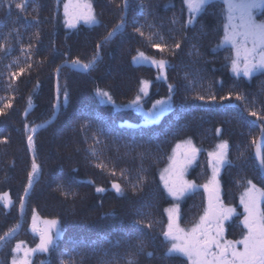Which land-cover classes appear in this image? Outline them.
<instances>
[{
  "label": "trees",
  "instance_id": "trees-1",
  "mask_svg": "<svg viewBox=\"0 0 264 264\" xmlns=\"http://www.w3.org/2000/svg\"><path fill=\"white\" fill-rule=\"evenodd\" d=\"M89 1L99 23L67 27L61 0H0V194L12 202H0V264H9L15 242L33 243L27 227L34 214L58 221L60 233L32 264H189L167 253L169 199L158 172L172 145L190 139L201 150L190 177L202 183L207 150L227 142L230 163L219 176L227 202L235 203L249 180L264 189L255 154L264 143V118L250 114L264 117V73H231L233 52L221 46V0H210L192 23L184 0ZM139 53L165 61L164 77L135 63ZM144 81V107L170 98L168 110L147 125L130 106ZM33 159L39 174L29 187ZM192 195L199 196L196 214L204 196Z\"/></svg>",
  "mask_w": 264,
  "mask_h": 264
},
{
  "label": "snow or ice",
  "instance_id": "snow-or-ice-1",
  "mask_svg": "<svg viewBox=\"0 0 264 264\" xmlns=\"http://www.w3.org/2000/svg\"><path fill=\"white\" fill-rule=\"evenodd\" d=\"M192 12H202L210 3V0H184ZM226 23L224 24V42L231 45L234 52V57L231 61L232 71L237 75L243 74L245 77H250L254 72L264 71V20H257L255 12L264 10V0H222ZM127 6V5H125ZM16 7L24 10L26 5L24 3H17ZM64 15L66 23L69 27H75L73 20H83L87 24L99 23L97 20L92 5L88 0H68L64 5ZM189 23H192L189 20ZM121 25L114 29L113 32L108 34V38L112 37ZM143 35L139 28L136 29ZM99 48V45L97 46ZM162 52L163 48L156 45ZM179 47V44L176 45ZM143 59H148L144 53H139ZM135 59V58H134ZM94 62V61H93ZM158 68L165 67V61H152ZM79 64V61L74 62ZM84 70L91 67L90 64L81 66ZM25 70L19 69L18 73L13 74V78L22 74ZM144 87L141 91H145L148 85L147 81L143 82ZM98 94L111 97L107 92L99 91ZM67 95V94H65ZM204 99V97H200ZM215 99V97H211ZM221 99H224L223 97ZM237 100L242 99L237 95ZM139 97H137V101ZM161 106L160 111H163L164 101H158ZM12 105L6 103L5 108H10ZM3 109L0 108V115H3ZM252 116L258 119L264 118L258 116L257 112L252 111ZM150 117L158 115V113H149ZM33 132L36 129H32ZM219 131V130H217ZM264 131V130H262ZM28 146L33 147V137L28 136ZM264 143L257 146V157L261 168H264ZM227 142H222L217 145L215 152L209 153L210 164L212 165L213 175L208 183L203 185L207 193L208 206L204 211V215L200 217L199 223L195 224L190 230H186L179 226V208L174 206L172 209L167 210L169 213L168 231L164 233L166 239H169L171 248L169 254H180L187 257L189 264H264V189L257 188L251 180L247 181L249 187L240 197V203L244 208V218L241 221L243 228L246 230L243 238L240 240H225L223 238L224 222L230 220L235 216L236 209L227 207L219 195V181L216 177L219 174V169L225 164H229L227 159ZM199 149L191 144V141L186 142V146L177 144L173 156L170 157L172 164L170 168L165 169L167 177L161 175V180L164 181V186L174 199H179L186 193L196 191L200 186L192 181L184 179V173L187 167L195 160L196 153ZM95 155V152L92 153ZM101 167L102 165H97ZM39 174V165L36 164L35 159L32 163V171L29 173L28 185L32 186L34 179ZM115 174V173H113ZM112 187L118 194H122L123 190L119 184L114 183ZM27 191V189L25 190ZM97 192H102L104 189L97 188ZM0 202H3L5 207L11 205V200L8 198L7 193L0 195ZM23 207V204L21 205ZM36 217L33 216L32 231L39 233L40 242L34 249H23L22 243H17L13 249L14 253L23 252L19 258L12 259L11 264H31L30 257L36 252L47 253L55 244V236L59 235L57 231L53 234V229L57 227V221H45L44 228H37ZM19 227V226H17ZM16 229H13L14 233ZM9 235V234H6ZM5 241V237H0V243ZM141 243V250L143 242ZM240 245L242 247H237ZM128 264H134V261L129 260Z\"/></svg>",
  "mask_w": 264,
  "mask_h": 264
},
{
  "label": "rangeland",
  "instance_id": "rangeland-1",
  "mask_svg": "<svg viewBox=\"0 0 264 264\" xmlns=\"http://www.w3.org/2000/svg\"><path fill=\"white\" fill-rule=\"evenodd\" d=\"M220 1V0H219ZM222 1V0H221ZM68 2V0H61V3H60V13H61V16H62V18H63V21H64V23H65V25L67 26V27H69L68 26V24L66 23V17H65V15H64V5H65V3H67ZM88 2L90 3V1L88 0ZM92 5V4H91ZM187 6V5H186ZM187 11H188V13H189V15H188V20H193L198 14H199V12H192V11H190V9L188 8V6H187ZM261 12H262V10H259V11H256L255 12V16H256V19L257 20H263L262 18H260V15H261ZM224 20H225V23H226V19H225V17H224ZM73 23H75V26L76 25H78V24H81V23H85L83 20H73L72 21ZM224 23V24H225ZM223 31H224V28H223ZM222 45H225V46H229L230 48H231V45L230 44H227V43H225L224 42V34H223V36H222V40H221V46ZM231 52H233V49L231 48ZM145 57H147L148 59H143V58H141L140 56H139V54H137L136 55V57H135V59H134V62L135 63H141V64H145V65H150V66H152L153 68H155L159 73H158V76H160V77H164L163 76V71H164V68L163 69H160V68H158L155 64H153L152 63V61L153 60H155V59H153V58H151L150 56H146V55H144ZM233 57H234V52H233V55H232V58H231V60H230V71H231V73H233L234 74V72L232 71V66H231V61H232V59H233ZM155 61H157V60H155ZM159 61V60H158ZM264 73V71H258V72H254L252 75H256V73ZM236 74V73H235ZM239 75H242V73L241 74H239ZM251 75V76H252ZM243 77H245L244 75H243ZM144 87V84H142L141 85V87L140 88H143ZM149 83H148V85H147V88H146V90L145 91H140V96H138L139 97V100L137 101V97L136 98H134V100L130 103V106H132L133 107V109L134 110H136L137 112H139L140 113V116H141V121H147L148 122V124H149V122L150 121H156V119H158L159 117H160V115L163 113V112H165V111H167L168 110V108H169V105H170V98L169 97H162V96H159L158 98H156V99H152V100H150L149 101V103H148V105L146 106V107H144V105H143V100L145 99V97L148 95V92H149ZM158 101H164L165 102V104L163 105V111H160V108H161V106L160 105H158L157 104V102ZM149 113H158V115H156V116H153V117H150L148 114ZM142 125H147V124H142ZM187 141H191V144L193 145V146H195V148L196 149H199V151H198V153H196V158H195V160L187 167V169H186V171H185V173H184V179H186V180H188V181H192V182H194V180L190 177V171H191V169L195 166V163H196V160H197V158L199 157V155H200V153H201V150H200V148H198L194 143H193V141L192 140H190V139H183V140H177L173 145H172V148H171V150H170V155H169V157H168V159H167V161L165 162L166 164L162 167V169H160V171L158 172V179H159V182H160V185H162V187L164 188V191H165V193L167 194V196H169L171 199H172V201H174V198L171 196V195H169L168 194V191H167V189L165 188V186H164V181H162L161 180V175L163 174V175H165V177H167V173H165V169H168V168H170V166H171V164H172V161L170 160V157H172L173 156V153H174V150L176 149V145L177 144H182V145H184V146H186V142ZM222 142H219V143H217L216 145H215V147L213 148V149H211V150H207V152H206V157H207V161H208V172H209V174H208V176H207V178H206V180L204 181V182H202V183H195L196 185H198V186H200L196 191H198V190H200V191H205L204 190V188L202 187L203 185H205V184H207L208 183V181H209V179L212 177V175H213V169H212V165L210 164V157H209V153H211V152H215L216 150H217V145H219V144H221ZM259 161V160H258ZM221 169H222V167L219 169V174H218V176L216 177V179L219 181V175H220V173H221ZM254 184V183H253ZM247 187H249V185H247L246 187H244L241 191H240V194H239V199H238V203H239V205H241L242 206V209H243V212H244V208H243V205L240 203V197H241V195L245 192V190H246V188ZM257 188H260L259 186H257ZM260 189H263L262 187L260 188ZM195 191V192H196ZM219 191H220V182H219ZM6 192H3L2 194H0V195H3V194H5ZM7 196H8V194H7ZM183 196H185V195H183ZM181 198V197H180ZM174 207V206H173ZM173 207H171V206H169V207H167L166 208V216L168 217V223H169V213H168V211L167 210H169V209H172ZM35 215V217L37 218L36 219V226H37V228H44L46 225L44 224V222L45 221H52V220H54V219H50V218H46V219H44V218H41V217H39L37 214H34ZM33 215V216H34ZM33 216L30 218V220H29V224H28V227H27V229H28V231H29V233H30V235L33 237V243H29V242H27V241H20V242H23L22 243V248L23 249H34V248H36V246L39 244V242H40V239H39V233H36V232H33L32 231V226H33ZM56 221V220H55ZM58 231V221H57V227L55 228V229H53V234L55 235V233ZM59 232V231H58ZM60 233V232H59ZM59 236V235H58ZM58 236H55V240H56V238H58ZM242 239V238H241ZM240 240V239H239ZM20 242H15V244H14V246H13V248L11 249V252H10V257H9V264H11V262H12V259L14 258V256L15 257H17V258H19L20 256H22L23 255V252H20V253H14L13 252V249L16 247V245H17V243H20ZM170 243H172L171 241H170ZM240 245H237V247H239ZM240 247H242V246H240ZM40 254H43V253H40V252H36L35 254H33L31 257H30V261H31V264L33 263V261H34V259L36 258V256L37 255H40ZM187 258V257H186Z\"/></svg>",
  "mask_w": 264,
  "mask_h": 264
},
{
  "label": "flooded vegetation",
  "instance_id": "flooded-vegetation-1",
  "mask_svg": "<svg viewBox=\"0 0 264 264\" xmlns=\"http://www.w3.org/2000/svg\"><path fill=\"white\" fill-rule=\"evenodd\" d=\"M188 15H189V13H188ZM230 60L228 62L229 63V69H230ZM235 75L243 77V74L242 75L235 74ZM194 192L186 193L185 196H182L178 200L174 199V201H172V199L168 196L169 200H168L167 204L164 205V212H165L166 222H165V226H164L165 230L163 232V238L165 240H166V238L164 236V233L166 231H168V217L166 216V211H165L167 207H169V206H171V207L178 206V208H179V220H178V223H179V226L181 228H184L186 230H190L195 224L199 223L200 217L202 215H204V211L207 208V204H206V201H205L206 200V192L205 191L204 192L201 191L203 196H204V202H203L204 206L196 214L194 213V211H192V208H195V206H196V205H194L196 203L195 200L198 199L199 196H197V195L193 196L192 193H194ZM219 195H220V198L223 201L224 205L227 206V207L235 208L236 209V213H237L230 220H227V221L224 222L223 238L225 240H233V241L239 240V239L243 238V235L246 232V230L243 228V225L241 223V221L244 218V212H243L242 206L239 205V203H238L239 196H238L237 201L235 203H231V202L228 203L227 199L224 197V194L221 193V182H220ZM167 240L169 241V244H168V247L166 249H167V253L169 254V249L171 248V243H170L169 239H167ZM171 255H176V256L179 255V256L187 259L186 257H184V256H182L180 254L173 253ZM188 263H189V261H188Z\"/></svg>",
  "mask_w": 264,
  "mask_h": 264
},
{
  "label": "water",
  "instance_id": "water-1",
  "mask_svg": "<svg viewBox=\"0 0 264 264\" xmlns=\"http://www.w3.org/2000/svg\"><path fill=\"white\" fill-rule=\"evenodd\" d=\"M141 124H148V122L147 121H141ZM258 145H260V143L258 144ZM257 145V146H258ZM257 146L255 147L256 149H255V154L257 153ZM257 159H258V157H257ZM259 160V159H258ZM206 204H207V206H208V198H207V193H206Z\"/></svg>",
  "mask_w": 264,
  "mask_h": 264
}]
</instances>
